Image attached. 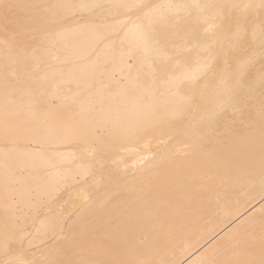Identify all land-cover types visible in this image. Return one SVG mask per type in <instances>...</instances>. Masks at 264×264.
Returning a JSON list of instances; mask_svg holds the SVG:
<instances>
[{"label": "bare ground", "instance_id": "obj_1", "mask_svg": "<svg viewBox=\"0 0 264 264\" xmlns=\"http://www.w3.org/2000/svg\"><path fill=\"white\" fill-rule=\"evenodd\" d=\"M260 3L0 0V261L264 264Z\"/></svg>", "mask_w": 264, "mask_h": 264}, {"label": "snow or ice", "instance_id": "obj_2", "mask_svg": "<svg viewBox=\"0 0 264 264\" xmlns=\"http://www.w3.org/2000/svg\"><path fill=\"white\" fill-rule=\"evenodd\" d=\"M134 7H137V8H143L144 5H139V4H137V5H134ZM232 7H234V8H240V7H243V9L247 10V9L253 8V7H255V6H254V5H251V4H245V5H243V6H241V5H232ZM260 7H261L262 9H264V0H261ZM210 27H211V26H210ZM140 37H141V39H143L145 42H147L148 39H149L148 36H147L146 34H144V33H140ZM237 38H238V39L241 38V31H240V29H239V24H238ZM0 264H19V262H18V261H0Z\"/></svg>", "mask_w": 264, "mask_h": 264}]
</instances>
